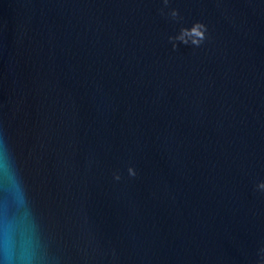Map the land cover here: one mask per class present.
<instances>
[{"label":"water","instance_id":"water-1","mask_svg":"<svg viewBox=\"0 0 264 264\" xmlns=\"http://www.w3.org/2000/svg\"><path fill=\"white\" fill-rule=\"evenodd\" d=\"M262 185L264 0H0V264H264Z\"/></svg>","mask_w":264,"mask_h":264},{"label":"clouds","instance_id":"clouds-1","mask_svg":"<svg viewBox=\"0 0 264 264\" xmlns=\"http://www.w3.org/2000/svg\"><path fill=\"white\" fill-rule=\"evenodd\" d=\"M164 3L167 4V0H164ZM171 15L173 17H175L177 15V13L175 11H173L171 13ZM191 32H195L196 33V36H197L198 39L195 40V41H193V43H197L198 44L199 40L204 39V33L206 32V28H205V26L203 24H199L198 23V24H196V25L193 26V29L192 30L182 29L181 30V37H179V39H181L182 42H186L183 39V37L191 35ZM173 47H175V46H173ZM129 174L131 176H134L135 175V173H132L131 170H129ZM114 179L119 180L120 177L119 176H115ZM262 186H264V185H262Z\"/></svg>","mask_w":264,"mask_h":264}]
</instances>
